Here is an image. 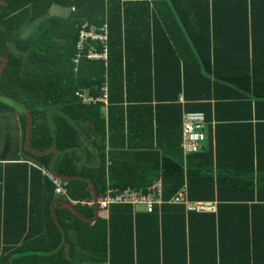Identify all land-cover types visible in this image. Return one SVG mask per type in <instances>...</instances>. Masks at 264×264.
<instances>
[{"label": "trees", "instance_id": "1", "mask_svg": "<svg viewBox=\"0 0 264 264\" xmlns=\"http://www.w3.org/2000/svg\"><path fill=\"white\" fill-rule=\"evenodd\" d=\"M0 56V98L22 106L23 140L30 113L34 163H10L24 172H11L4 264H264V131L250 122L264 120V0H0ZM182 109L207 124L188 154ZM155 180L159 210L96 204L108 184Z\"/></svg>", "mask_w": 264, "mask_h": 264}, {"label": "crops", "instance_id": "2", "mask_svg": "<svg viewBox=\"0 0 264 264\" xmlns=\"http://www.w3.org/2000/svg\"><path fill=\"white\" fill-rule=\"evenodd\" d=\"M63 9H65L64 12L56 10L55 13H57L58 15H60V14L68 15L70 13V11H72L71 10L72 8H68V7H63ZM0 64H1V60H0ZM178 100L181 103V107L183 108L185 102H183V97H182L181 94L179 95ZM182 110H184V109H182ZM13 111L14 112H12V113H15L16 115L18 113V117L16 119L17 132L15 134V137L13 138L12 136L9 135V131L7 132L6 131L7 129H4L3 130L4 137L2 138V140H1L2 144L0 145V264H4L5 257H6V255L9 252V246L11 245L10 242H9V238L11 236L15 235V232L11 228V220H10L11 210H10V200H9V192L10 191L9 190H10V183H12L11 172H13V170H17L18 171V176L21 175L24 172V167H22L20 165L11 166L10 163H12V162H15V163H17V162L18 163L27 162L29 165H33L34 164L31 160L26 159V153H25V151H23L21 149V141H22V144L24 146L25 139L24 140L22 139L23 128H22V125H21V119L19 117L20 113L18 111H16L15 109H13ZM184 112H186V111L185 110L182 111V116H183ZM259 112L263 113V111L260 108H259ZM7 113L12 114L11 111H0V114H3V116L6 115ZM5 122L8 123L9 121L3 119L4 127H5ZM181 122H182V118H181ZM250 122H252V126L254 128H257L260 132L264 131V120L253 118L252 120H250ZM88 128H89V124H88ZM5 132L7 134H5ZM206 133H207V129H206ZM28 144H29V142H28ZM253 155H254L253 164H254V166L256 168L257 167L256 159H255L256 158V153H253ZM14 158H18V160H12ZM84 163H88V160L86 158H84ZM56 178H58V177H56ZM59 179H61V178H59ZM155 182H156V180L153 181L149 185L148 188H150V186L152 184H154ZM53 183H54V181H53ZM65 183H66V180L61 179L60 186H62L61 189H63V190H60L59 189V185L54 183L55 191L57 193H61V194L65 193V191H66ZM107 183H109V182H107ZM109 185L110 184H108L106 189L109 188ZM20 186H21V184H20ZM81 199H82L81 200L82 203H87L89 205V201L93 200V195H92L91 198L83 197ZM70 201L72 203L75 202L74 200H70ZM51 204H52L51 208L53 209L54 201ZM161 204L162 203H160L159 205H156L155 208H157L159 210ZM204 204L205 205H210V202H204ZM213 206H215V205H213ZM214 209H215V207H214ZM133 210H135V211H137V210L138 211H140V210L145 211L142 207H135V206H134ZM104 215L105 214L102 213V216H104ZM20 225H21V223H20V214H19L18 230H20ZM24 234H25V230L23 232V235ZM5 239H7V242H6ZM64 253L66 255H68V250L65 249ZM8 263H9V259L7 261V264Z\"/></svg>", "mask_w": 264, "mask_h": 264}, {"label": "built area", "instance_id": "3", "mask_svg": "<svg viewBox=\"0 0 264 264\" xmlns=\"http://www.w3.org/2000/svg\"><path fill=\"white\" fill-rule=\"evenodd\" d=\"M90 31H81V38L84 36L91 37H103L105 38V34L103 33H95L93 29H89ZM92 56L98 57V53H92ZM206 119L205 115L202 111H186L182 116L181 123V133H182V151L184 154H188L190 152H195L201 148L205 138H206ZM48 175L54 181L55 184L59 185V189L61 180L59 178L54 177L50 173ZM113 188H107L104 191V194H101L96 199V204L100 208H105L109 203L114 202H130L135 207H142L147 212H152L154 210L155 205H159L163 202L161 198V182L157 180L154 184H152L149 190L146 193H140L135 190L125 189L119 192L114 193ZM184 191H179L174 197L173 201L182 202L185 204L187 209L193 208V205H190L188 201L184 199ZM93 201H89V204H92Z\"/></svg>", "mask_w": 264, "mask_h": 264}, {"label": "rangeland", "instance_id": "4", "mask_svg": "<svg viewBox=\"0 0 264 264\" xmlns=\"http://www.w3.org/2000/svg\"><path fill=\"white\" fill-rule=\"evenodd\" d=\"M56 10H59L61 12L65 11V9H63L62 7L57 6V5H53L50 8L49 12L50 13H55ZM1 103H3L6 106V108H11L12 107L16 111H18L20 113V116H22L23 113H24V110H23L22 106L19 103H16L15 101L13 102L12 100H9V99H6V98H0V104ZM17 117H18V113H17V115L15 113H12V114L7 113L4 116H3V114H0V145L2 144L1 140L4 137V134H3V130L4 129H7L6 130L7 132L9 131V135L10 136H12L13 138L15 137V134L17 132V125H16ZM3 119L9 121L8 123L5 122V127H4ZM5 134H7V133L5 132Z\"/></svg>", "mask_w": 264, "mask_h": 264}, {"label": "water", "instance_id": "5", "mask_svg": "<svg viewBox=\"0 0 264 264\" xmlns=\"http://www.w3.org/2000/svg\"><path fill=\"white\" fill-rule=\"evenodd\" d=\"M0 58L2 59V64H1V66H0V73H1V71L3 70V68H4V65H5V61H6V59H5V57H3V56H0ZM30 125H31V116H30V113L28 112V110H27V123H26V138H25V141H24V147H26V148H28L29 149V147H28V142H29V134H30ZM96 197V192L93 190V198H95ZM62 202H65V203H67V205H69L70 207H72L73 208V203L71 202V201H62ZM51 206H52V204H51ZM52 209V208H51ZM74 209V208H73ZM75 210V209H74ZM52 211H53V209H52ZM94 213H95V215H94V217H92L91 219H94L96 216H97V213H98V209H97V207H96V205H94Z\"/></svg>", "mask_w": 264, "mask_h": 264}, {"label": "bare ground", "instance_id": "6", "mask_svg": "<svg viewBox=\"0 0 264 264\" xmlns=\"http://www.w3.org/2000/svg\"><path fill=\"white\" fill-rule=\"evenodd\" d=\"M105 42V41H104ZM90 58V57H89ZM206 138H207V136H206ZM207 140V139H206ZM205 141V140H204ZM206 145V144H205ZM203 146V145H202ZM201 146V147H202ZM40 152V151H39ZM42 152V151H41ZM44 152V151H43ZM47 152V151H46ZM56 154V153H55ZM128 188V187H127ZM133 189V188H132ZM136 190V189H135ZM119 191V190H118ZM122 191V190H121ZM162 192V191H161ZM177 194V193H176ZM162 196V195H161ZM162 198V197H161ZM188 200V199H187ZM174 202V201H173ZM174 203H176V202H174ZM181 203V202H180ZM112 204V203H111ZM111 204H108V205H111ZM116 204V203H115ZM121 204H123V203H121ZM128 205H130L129 203H128ZM132 209V208H131ZM189 210V209H188ZM191 210V209H190ZM108 211V210H107ZM135 211V210H134Z\"/></svg>", "mask_w": 264, "mask_h": 264}]
</instances>
